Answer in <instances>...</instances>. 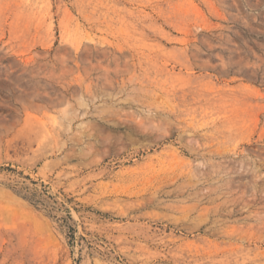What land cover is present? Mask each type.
Masks as SVG:
<instances>
[{
	"label": "rangeland",
	"instance_id": "1",
	"mask_svg": "<svg viewBox=\"0 0 264 264\" xmlns=\"http://www.w3.org/2000/svg\"><path fill=\"white\" fill-rule=\"evenodd\" d=\"M0 264H264V0H0Z\"/></svg>",
	"mask_w": 264,
	"mask_h": 264
}]
</instances>
